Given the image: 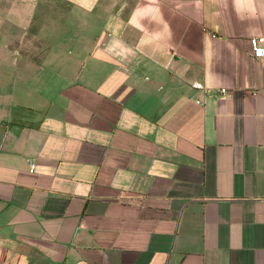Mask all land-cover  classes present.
<instances>
[{"label": "crops", "instance_id": "0c3cea01", "mask_svg": "<svg viewBox=\"0 0 264 264\" xmlns=\"http://www.w3.org/2000/svg\"><path fill=\"white\" fill-rule=\"evenodd\" d=\"M264 0H0V264H264Z\"/></svg>", "mask_w": 264, "mask_h": 264}, {"label": "built area", "instance_id": "2783aa9c", "mask_svg": "<svg viewBox=\"0 0 264 264\" xmlns=\"http://www.w3.org/2000/svg\"><path fill=\"white\" fill-rule=\"evenodd\" d=\"M251 46L255 56H262L264 54V36H252Z\"/></svg>", "mask_w": 264, "mask_h": 264}]
</instances>
